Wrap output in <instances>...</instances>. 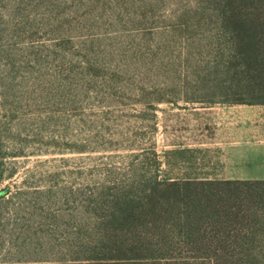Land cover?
<instances>
[{
	"label": "rangeland",
	"instance_id": "obj_1",
	"mask_svg": "<svg viewBox=\"0 0 264 264\" xmlns=\"http://www.w3.org/2000/svg\"><path fill=\"white\" fill-rule=\"evenodd\" d=\"M220 1L0 0V264L93 258L111 201L146 180H229L228 104L201 79L221 77L177 63L201 64ZM259 228L177 254L264 264Z\"/></svg>",
	"mask_w": 264,
	"mask_h": 264
},
{
	"label": "trees",
	"instance_id": "obj_2",
	"mask_svg": "<svg viewBox=\"0 0 264 264\" xmlns=\"http://www.w3.org/2000/svg\"><path fill=\"white\" fill-rule=\"evenodd\" d=\"M215 11L206 16L216 32L201 64L184 57L178 66L221 77L201 79L210 80L204 85L222 103L264 104V0H221ZM111 203L82 249L93 258L82 264H185L177 254L182 243L210 249L222 240H249L264 226V180L152 178ZM117 253L126 258L109 260Z\"/></svg>",
	"mask_w": 264,
	"mask_h": 264
},
{
	"label": "crops",
	"instance_id": "obj_3",
	"mask_svg": "<svg viewBox=\"0 0 264 264\" xmlns=\"http://www.w3.org/2000/svg\"><path fill=\"white\" fill-rule=\"evenodd\" d=\"M228 104L225 158L229 180H264V105ZM231 121V124H230Z\"/></svg>",
	"mask_w": 264,
	"mask_h": 264
}]
</instances>
